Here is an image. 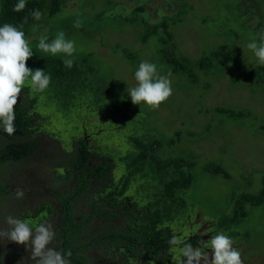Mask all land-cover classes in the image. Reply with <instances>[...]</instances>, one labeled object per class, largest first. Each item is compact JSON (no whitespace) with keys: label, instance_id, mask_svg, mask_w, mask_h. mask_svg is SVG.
Returning <instances> with one entry per match:
<instances>
[{"label":"trees","instance_id":"obj_1","mask_svg":"<svg viewBox=\"0 0 264 264\" xmlns=\"http://www.w3.org/2000/svg\"><path fill=\"white\" fill-rule=\"evenodd\" d=\"M128 1L104 0L105 8L103 6L98 11L90 12V18L86 16V27L81 26L84 30L93 29V23L98 24L91 36L95 46L87 50L76 49L73 66L68 68L62 62L64 54L52 56L38 50L39 39L47 37L50 40L53 34L41 35L42 28L36 25L37 20L32 16L34 10H39L51 19L61 10H66L62 9L63 0H26V7L20 12L13 10L18 0H0V26L7 23L22 30L33 50V56L26 62V66L33 70H44L51 77L48 88L43 92H32L30 87H23L15 106L14 133L8 135L0 128V138L3 141L0 144V167L11 160L25 161L30 155L32 159L47 158L42 159L40 164L48 176L40 184L45 187L46 191L42 194L46 196L38 203H30L31 197L29 200L24 198L25 205H21V211L17 208L5 209L7 211L4 214L6 217L12 215L29 221L35 228L43 220L41 216L44 210L51 209L48 204L50 197L55 196L57 211L61 212L55 239L59 249L72 253L70 264H172V261L180 258V251L179 248L170 247L168 240L176 232L183 230V226L186 229L188 225H201L191 224L189 220L192 219L188 214V211L202 207L201 202L193 203L189 200L190 188L195 184L192 172L196 167V153L185 150L183 144L178 147L180 138L185 137L180 136L181 132L178 130L169 137L159 139H156L155 134L138 131L144 126L154 129L142 117L146 106L132 104L128 93L118 86V80L100 65L96 47H107L109 54H118L127 65L132 66V74L144 59L140 54L146 52L147 62L151 57V63L157 62L158 75L168 76L171 72L169 78L173 79L172 90L194 88L198 96L208 94L212 77L220 75L234 87L251 81V93L259 90L264 99V66L258 64L254 53L248 48L246 49L253 54V58L246 64L238 49L240 42H250L249 37L245 40L242 38V31L251 38L254 37L257 43L260 35L264 34V0H235L231 3L233 8L228 20L237 21L238 27L225 30L223 35H216L220 39L216 44L207 40L209 35L205 34L206 38H203L204 35L199 34V48L191 55L184 54L174 38L178 27L186 21L184 16L188 7L184 0H159L160 4L152 0H130L129 10L122 9V13L110 10L117 3L123 5ZM208 1L214 6L213 0ZM79 3L82 0H78ZM86 6L91 7L92 2ZM77 7L78 5L74 9ZM82 8L83 5L80 6L81 10ZM160 9L162 12H159ZM211 13L214 18L215 12ZM203 18L197 20L192 16L191 19L198 22L194 27L204 33ZM67 20L62 24H75L73 16ZM114 22L121 23L123 28L137 29L134 32L133 49L117 42V45L111 47L107 42L95 41L97 34L101 39L105 30L112 31L108 26H113ZM190 29L193 30V26ZM197 29L195 33L198 32ZM192 91L190 92L193 93ZM41 93L46 95V100L60 113L72 111L79 116L73 109L85 106L92 115L103 120L101 123L105 128L114 124L124 131L131 130L130 134L125 133L126 131L122 133L124 142L129 145L128 149L121 156L116 155V151L102 154L88 145L85 138H81L73 142L68 153H63L65 151H62V146L59 147L50 138H54L55 134H49L50 141L39 150V146L47 141H43L44 138L41 137V133L46 132L43 130L44 125L38 121L41 118L40 111L37 110V113L35 109ZM200 99L197 97L195 100V114L208 115L209 121L204 124L200 133L185 131L193 141L202 134H208V130L213 127L224 126V123L244 127L247 120H260L252 116L248 109L225 105L202 109ZM219 116L221 120L216 121ZM249 126L253 135L264 130L263 124L254 126L250 123ZM18 137L20 142H17ZM94 154L97 156L94 157ZM122 164L123 175L113 182L108 173H114ZM201 164L202 167L194 173L196 177L208 174L231 180L232 176L219 161L208 160ZM55 170L61 172L57 173ZM130 176L143 184L137 186L140 195L126 194L132 185H129ZM48 192H54V195L49 196ZM3 194L4 188L0 183V196ZM225 200L217 214L210 216L211 223L204 230L209 228L214 234L223 232L234 242L239 237L236 227L239 224L244 227L252 209L264 203V169L261 170L255 188L252 182H246L244 187H236L235 192H230ZM16 205V200L0 201V206L9 208ZM32 208L34 209L29 211ZM247 221L246 227L250 232ZM62 232H65L64 240ZM84 236L85 239L81 240ZM179 236L187 237V233ZM188 242L193 245L195 241L193 239ZM0 264H14L12 254H7L5 261L0 260Z\"/></svg>","mask_w":264,"mask_h":264},{"label":"rangeland","instance_id":"obj_2","mask_svg":"<svg viewBox=\"0 0 264 264\" xmlns=\"http://www.w3.org/2000/svg\"><path fill=\"white\" fill-rule=\"evenodd\" d=\"M103 1L104 0H82V3L78 4V0H63L64 8L62 7V9H66L65 11L61 10L51 19H49L44 12H41V19L37 20L36 25L42 28L40 31L41 35L51 33L54 38L59 31H63L66 39L74 41L76 49L83 48L87 50L93 48L95 42L91 39V36L93 29H95V26L98 24L93 23L91 25L93 29L84 30L82 27L76 28L74 25H64L62 22L64 20L68 22L67 18L73 16L74 22L79 20L81 25L86 27L85 18H90V12L101 9L105 3ZM184 1L185 5L188 7L186 8V15L184 16L186 21L182 26L180 25L178 27L174 33V38L177 39L180 50L186 55L193 54L195 50L199 48V34L201 36L204 35L203 38H206L205 34L209 35L207 40H212L211 44H216L217 41H220L219 37L216 35H223L225 30L238 27L236 26L237 21L228 20L233 8L231 3L235 0H213L214 6H211V2L208 0ZM90 2H92V6L85 7V5ZM152 2L156 4L161 3L159 0H152ZM77 5L78 7L74 9ZM82 5L83 8L81 10L80 6ZM120 6L124 8H120ZM130 6L131 3L129 0L123 5L122 3H117L115 6H112L110 10L122 13V9L129 10ZM212 11L215 12L214 18H212ZM159 12H162V9H160ZM93 15L92 13V16ZM192 16L196 17L197 20L200 17H204L202 19L203 27L205 28L204 33L194 27V25H198V22L192 20ZM120 24L114 22L113 26H108V29L112 31L108 32L105 30L101 39L97 34V36L94 37L95 41L107 42L111 44V47L120 43L123 47L133 49V37L137 29L135 27L123 28ZM190 26H193V30L190 29ZM195 29L198 30L197 33H195ZM213 34L214 36L212 37L211 35ZM241 36L244 40L249 37L251 42L252 38L245 31L241 32ZM246 48V43L240 42L238 44V49L242 54V58L247 64L252 61L253 54ZM96 49L100 65L118 80V86H121L127 93L128 88L136 85L135 73H131L132 66L130 67V65H127L121 57H118V54H109L107 47H96ZM143 53H145V55ZM140 55L144 57L143 61L147 60L145 59L147 56L146 52H142ZM151 59L152 57L148 62L151 63ZM132 65L135 64L132 63ZM210 83L211 87L209 88L208 94L206 93L198 96L194 88L192 89L193 91L191 89H184V91L174 89L168 100L162 103L157 110H151L145 107L142 117L148 120L154 129H149L144 126L140 127V130H138L141 133L146 132L155 134L156 139L165 136L169 137L178 130L181 132L180 136H185L180 138L181 142L180 144L177 143L178 147L183 144L186 147L185 150H192L196 153L195 171L199 170V167H202L201 163L208 160H216L219 161L232 176L230 181L208 174H199L196 177V172L193 170L192 174L195 179V184L190 188L189 200L193 203L201 202L202 207L188 211L189 217L192 219L188 220L191 224L198 223L201 225H191L192 231L189 230V228L185 229V226H183V230L178 231L180 235L186 232H194L196 228H201L202 225H209L211 223L209 220L210 216L214 217V215L217 214L218 208L220 209L221 206L224 205L227 195L230 192H235L236 187H244L246 182H252L253 188H255L259 181L261 170L264 169V130L262 133L253 135L252 132H250L251 127L249 126L250 123L254 124V126H258L259 124L264 125V99L261 97L259 90L255 93H251L249 89L252 85L251 81H245V84L234 87L220 75H214ZM25 86L28 88L30 87L28 82H26ZM197 97L201 98L200 102H202V109L210 108L215 105L248 109L251 115L259 118L262 123L260 120L257 122L247 120L246 126L244 127H235L224 123V126L213 127L208 130V134H202L193 141L185 134V131L192 130L200 133L204 128V124L209 121L208 115L195 114V100ZM35 109L36 111H40L39 114L41 118L38 121L44 125L43 130L46 132L45 134L41 133V137L44 138L43 141L47 140L45 142L47 143L50 141L48 139L49 134H55V137L53 136L54 138H50L54 142H57L59 147L62 146V151H65L63 153H68L73 142L81 138H85L88 145H91L92 148L97 149L102 154L108 151H116L115 154L121 156L124 154V150L129 147L128 143L124 142L125 138L122 133L126 131L125 133L128 132V134H130L131 130L128 131L126 129L124 131L114 124H110L105 128L101 123L103 120H101L99 116L92 115L91 111L85 106L84 108L76 107L73 109L79 113V116H77L75 112L72 113V111L63 114L58 112L52 104L46 100V95L44 93H41L38 95V103ZM189 115L191 116L190 118L188 117ZM220 120V116L216 118V121ZM212 123L213 122H210V124ZM122 126L126 127L125 124ZM40 143L42 144V142ZM96 156L97 154H94V157ZM36 165V158L31 161L8 163L0 167V178L10 176L23 187L24 193L28 192L32 196H37L39 193L42 194L46 191L45 187L40 184L44 183L48 176L41 168H36ZM123 167L124 165L122 164L121 167L115 169L111 177L113 182H115L117 178L122 177L123 174L121 173ZM55 172L60 173L61 171L55 170ZM250 176L254 182L251 180ZM130 184L132 185L127 190L126 194L140 195L137 192V186L143 184L139 181L137 182L134 177L131 178L129 185ZM78 210L80 212V209ZM246 221L249 225L250 232L246 227ZM246 221L244 222V227L242 224L236 227L239 237L234 239V248L240 251L243 260H247L250 257L255 264H264V203L253 208ZM1 226L0 223V228ZM178 232H176V234ZM200 232H204V235H206L210 233L211 230L208 228ZM214 233L215 232H212L211 235H215ZM83 239H85V236L81 240ZM4 243L7 244L6 241L0 242V247ZM13 244L15 247H18L17 244ZM51 247L53 246L51 245Z\"/></svg>","mask_w":264,"mask_h":264},{"label":"clouds","instance_id":"obj_3","mask_svg":"<svg viewBox=\"0 0 264 264\" xmlns=\"http://www.w3.org/2000/svg\"><path fill=\"white\" fill-rule=\"evenodd\" d=\"M25 7L26 0H18L13 10L20 12ZM32 16L35 20H40L42 13L34 10ZM81 26L79 20L74 24L76 28ZM37 48L52 56L62 53L65 56L63 64L68 68L73 66L75 43L66 39L63 31H59L50 40L41 37ZM247 48L254 53L258 64L264 66V34L260 35L259 43L253 37ZM32 56L33 50L22 30L7 23L0 26V128L8 135L15 131V106L26 82L29 83L32 92L45 91L51 82L50 75H46L44 70H33L26 66V62ZM170 76L171 72L168 76L158 75L156 64L142 61L135 71L136 85L127 89L132 104L157 110L172 95ZM27 160L31 161L32 156ZM24 194L23 189L18 188L15 191L16 199H22ZM6 224L7 228H0V242L25 246L29 253L27 259L32 264H70L68 259L72 255L70 251L64 252L50 246L56 237L51 224L40 223L33 228L29 221L12 215L6 217ZM202 243L207 252L202 251L200 247H193L191 243L177 235L168 240L170 247L179 248L180 258L176 264H243L240 251L233 247V240L223 232L212 235L209 240ZM2 259L3 255H0V260Z\"/></svg>","mask_w":264,"mask_h":264},{"label":"flooded vegetation","instance_id":"obj_4","mask_svg":"<svg viewBox=\"0 0 264 264\" xmlns=\"http://www.w3.org/2000/svg\"><path fill=\"white\" fill-rule=\"evenodd\" d=\"M20 141H21V139L18 137L17 142H20ZM2 142L3 141L0 138V144ZM43 146H46V143L40 145L39 146V150H41L43 148ZM29 157H31V155ZM42 159H47V158L46 157L45 158H42V157L39 158L38 157L37 158L36 168H41L40 164L42 162ZM10 162H12V160ZM108 174H109L108 176L111 178L113 173L112 172H109ZM0 183H1L2 187L4 188V194L0 196V201H2V202L3 201H5V202H12V201L16 200V203H17L16 207L9 206V208H8L6 206H0V223L2 225L1 228H7V224H6V214H4L5 211H7V210H5V209H11L12 210L14 208H17L19 211H21V205H25V203L23 201L24 198H26L27 200H29V198L31 197L30 203L31 202L38 203V202H40L46 196L45 194L39 193V195L33 197L30 193L25 192L24 197L22 199H16V197H15V191H16V189H18V188L22 189L23 187L20 186L18 184V182L15 179H13L12 177H10V176L1 177L0 178ZM53 193L54 192L49 193L48 195L51 196V194H53ZM48 204L51 206V209L49 211L44 210V213L41 216L43 220H40V223L51 224L53 226V229H54L55 233H56V228H59V225H60V222H61V212L60 211H57L56 197L55 196L54 197L51 196L50 197V200L48 201ZM33 209L34 208H32L29 211H32ZM13 212H15V210H13ZM1 213H3V214H1ZM52 221H54V222H52ZM206 227H208V226L202 225L201 228H196L194 230V232H186L187 233V237L186 236H182V237L187 242L188 241L191 242V240L194 239L195 242L193 244V247H200L202 249V251L207 252V249L204 248V245H203L202 241L209 240L210 237L212 236L211 234H212L213 230L210 233L204 235L205 233L204 232H200V231L201 230H204ZM187 228H189V230L192 231L191 225H188ZM61 234H62V238L64 240V238H65V232H62ZM179 234L180 233L178 232L176 235L179 236ZM56 237H57V233H56ZM56 241L57 240L55 239V241H53L51 245L53 247L58 248V246H56ZM61 244H63V243H61ZM60 249L64 251L63 248H60ZM5 252H6V255H4ZM7 254H12V261H14V264H32V262L28 261V259H27L28 256H29V253L26 250L25 246H23V245H21L20 247H15L13 243H10V242H8L7 244L4 243L3 246L0 247V255H3V259L1 261H3V262L5 261V259L7 257ZM178 259L179 258H176L171 263L172 264H176V261ZM69 260H70V257H69ZM243 264H255V262L249 257V259L243 260Z\"/></svg>","mask_w":264,"mask_h":264}]
</instances>
